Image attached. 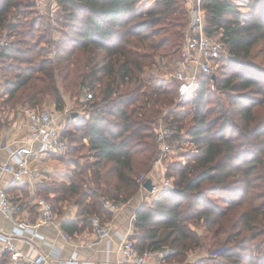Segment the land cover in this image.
I'll return each mask as SVG.
<instances>
[{
  "label": "trees",
  "instance_id": "16d2710c",
  "mask_svg": "<svg viewBox=\"0 0 264 264\" xmlns=\"http://www.w3.org/2000/svg\"><path fill=\"white\" fill-rule=\"evenodd\" d=\"M55 2L66 31L53 41L50 57L38 46L43 39L35 32L37 18H29L36 10L34 0H0V31L16 35L0 45V72L3 61L24 64L12 69V78L1 81L5 101L28 88L23 102L33 106L53 95L56 110L62 111L65 103L57 77L70 96H78L76 104L83 89L92 95L79 104L82 115L61 129L66 151L50 154L67 171L35 184L36 193L48 199L56 215L62 214L65 203L75 206L74 219L62 227L69 234L91 229L92 217H112L105 201L123 203L139 191V172L149 173L159 158L155 124L161 118L174 130L172 139H181L183 131L197 151L185 162L175 160L162 167L163 177L172 179L173 186L159 190L137 209L130 235L137 248L166 247L164 263H183L202 246V238L190 227L195 222L212 231L213 245L225 246L217 264H264V250L252 248L264 235V202L255 205L251 198L256 195H248L253 187L249 176L263 168L264 156V70L250 61L253 49L264 42V0L250 2L248 14L230 0H200L203 30L224 41L227 56L220 64L221 75L200 77L192 110L182 104L175 107L174 78L163 83L152 72L159 54L170 55L168 66L181 60L189 26L187 1ZM209 82L224 93L227 104L214 101V106H206L211 99ZM186 115L190 119L184 122ZM258 174L264 184V171ZM237 184L242 186L234 192L231 186ZM223 191L242 198L222 208L209 195ZM238 207V213L231 212ZM220 233L225 235L222 242ZM6 260L0 257V264Z\"/></svg>",
  "mask_w": 264,
  "mask_h": 264
},
{
  "label": "built area",
  "instance_id": "2783aa9c",
  "mask_svg": "<svg viewBox=\"0 0 264 264\" xmlns=\"http://www.w3.org/2000/svg\"><path fill=\"white\" fill-rule=\"evenodd\" d=\"M36 3L37 0H34ZM39 5V3H37ZM191 20L186 31L184 42L180 48V65L171 76L178 83L176 89L177 107L179 102L189 100L197 90L200 77L202 75L215 74L218 64L227 56L226 45L223 40L215 39L206 35L203 30L204 11L201 8L200 0H195L188 7ZM3 43L2 41L0 42ZM220 61V62H219ZM0 74V85H1ZM3 91V90H2ZM92 95L87 89H83L79 98V104L91 98ZM78 104V105H79ZM80 106V105H79ZM67 108L57 111L55 108H28L26 118L28 121L29 138L23 143L13 146H6L8 159L0 164V174H10L15 181L37 180L39 174L34 167L48 154L63 153L67 149V141L61 135L62 116L67 114ZM156 141L159 145V158L155 160V165L170 152V141L174 130L170 128L161 118L155 124ZM151 171H149L150 173ZM148 173L142 174L138 178L139 191L145 188L143 183L148 178ZM172 179L163 177L160 186L155 184L149 193L156 194L159 190L172 188ZM146 190V189H145ZM39 205L38 218L31 222L27 216L16 218L21 207L10 199L5 190L0 189V212L15 218L12 230L8 232L0 231V238L3 240L0 245V257H6L12 264H54L51 256L43 252H23L17 248L12 239L14 236L22 237L40 235L36 228L49 225L55 218V213L48 199L39 195L36 197ZM121 202L105 201L104 206L111 211L121 206ZM17 219V220H16ZM136 213L130 216V221L134 222ZM91 232L97 238H107L110 232L108 221H101L98 217L90 220ZM25 236V237H27ZM121 255V261L130 264H150L156 260L158 264L163 262L169 253L166 247L156 250H139L136 242L128 234L120 235V242L117 248ZM70 262H73L71 260ZM181 264V263H180ZM182 264H194L191 261Z\"/></svg>",
  "mask_w": 264,
  "mask_h": 264
},
{
  "label": "rangeland",
  "instance_id": "374dc122",
  "mask_svg": "<svg viewBox=\"0 0 264 264\" xmlns=\"http://www.w3.org/2000/svg\"><path fill=\"white\" fill-rule=\"evenodd\" d=\"M37 1H38L37 3H42V7H38L37 5H34L36 10L32 11V13L29 14V18H37V20H36L37 23L35 26V28H36L35 32H36V35H38V36L40 34L41 38L43 39V42H41L38 45L39 48H42L41 52L43 54H45V56L47 55V56L52 57V53H50L49 51H51V52L54 51L53 49L55 47V44H53V41L57 40L58 38H61L63 36V32L66 31L65 30L66 28L63 25L61 18L59 19L60 15L57 13L58 8H56V10H55V5H56L55 0H37ZM185 1H187V0H185ZM230 1L235 5V7L240 12H242V14H248V12L250 10L249 3L250 2H258L259 0H230ZM48 7L51 8L52 11L46 12ZM190 20H191V15L189 14V23H190ZM214 35H216V34H214ZM13 37L16 38L15 33L12 34V36H9V35H6L4 30L0 31V42L1 41L3 42L2 44L0 43V45L7 44L8 41H11ZM41 38H39V39L41 40ZM39 39H37V42ZM24 47H25V45L23 46V48ZM159 55L160 56L155 57L156 64L152 68L153 70L152 69H150V70H152V72H154L155 75H160L163 83L171 81L172 80L171 73L175 69H177L178 66L180 65L179 59L177 61H175L174 64H171L170 66H168V60L170 58V55H166V56L163 54H159ZM250 61L253 64H256L257 66H259L260 68H262L264 70V42H262L260 45L256 46L253 49L252 57L250 58ZM220 64L221 63L218 64L219 67L216 71V74H217V75L215 74L216 76H218L219 73L221 72L220 71L221 70ZM19 65H21V64L19 63V61H16V60H11V61L7 60V61L1 62V66H2V70L0 72V74L2 73L1 79L5 82V77L8 79L12 78V76H13V74L11 73L12 69H16V67H18ZM21 66H24V64ZM3 74H4V76H3ZM220 75H221V73H220ZM55 76H58V75H55ZM56 80H57L56 85L59 88L58 89L59 95L61 97V100L64 101V103H65L64 107L67 108V110H68L67 114L64 115L66 117L65 120L67 122V121L73 119V118L69 119V117L71 116L72 113H76V111L77 112L79 111V114H82V107L79 106L78 104H76V100H77L76 98L78 96L77 97L76 96L75 97L70 96L68 91H66L63 88V86L61 84L60 77H57ZM69 83H70V81H69ZM208 86H209L208 90L211 93V99L206 102V106H208V107L214 106V101H218L222 105L227 104L226 96L224 95L223 92H221L220 90L219 91L216 90V88L212 85L211 82H209ZM2 90H3V87L1 84L0 85V118H1L0 132H1V130H4V129H5V131H7V128H11L14 125V123L19 125V122H20L22 124L21 126H23V123H24L25 118H26V110L28 108H44V107H47V108H55V110H56V103L53 100V95H45L43 97V99L41 100V102L31 106V105L23 102V99L28 97L26 95V93L29 92L28 88H26L24 91H23V89L18 91L16 93L15 97L10 98L9 101L4 100L5 95H4V92H2ZM194 93L195 94H193L192 97L189 98V101L187 103L185 101H181L178 104H182L183 105L182 108H185L186 110L187 109L192 110L194 108V105H195L193 98L196 95V91ZM214 114H215V111L211 112L209 116L212 117ZM189 119H190V115H186L185 118L183 119V121L185 122L186 120H189ZM236 119H237V117H236ZM182 132L183 131H180V133L182 134L181 139H179V140L171 139V141H170V152H168V154L165 157H163V159L158 163L161 167H165V164H167L168 162L175 161V160L180 161V162H185L186 160H188L190 154L197 151V146L190 139L185 138L183 136ZM262 161H263V168H258L257 170H255L254 173H252L251 176H249V178L251 180H253V187L249 189L248 195L249 196L254 195V194L256 195L255 198L254 197L251 198V202H253V204H255V205H260L264 202V184H261L262 183L261 175L258 174V173H260V171H264V156L262 157ZM42 162H40L39 164H37L35 166L38 170L42 169V168L44 169L45 166H49L55 171H58L59 169L64 168V164H62V162H60V160L59 161L44 160ZM154 167H155V162L153 163V168H152L151 172L147 174L148 177H151L150 175H152ZM146 173H147L146 171H141V172H139L138 177H140L142 174H146ZM239 175H237V176H239ZM155 181L160 182V183H156L158 186H160L162 180L161 181L155 180ZM24 185H29V184L27 182H24ZM238 186L240 187V186H242V184H237L236 186H234V185L231 186L232 188H234L233 189L234 192H235V190L238 189ZM260 186H262V187H260ZM232 193H230L229 191H223V192H220L218 194H210L209 198L211 199V201L215 202L220 207L226 208L228 202H230V201L236 202L238 200H241V198H242V197L237 196V195L232 194ZM238 211H239V207L234 208L231 212H237L238 213ZM190 227L197 234H199V236L202 238V246L191 251L188 254L187 258L183 262L191 261L194 263V261L196 262L199 260H200V262H207L208 264H217L216 262H220L221 259L218 255L223 251L225 246L224 245H216V244L213 245L211 242L212 231H210V232L205 231L200 226V224H196L195 222H191ZM214 229H215V227H212V230H214ZM219 237L222 238L220 242L224 241V237H225L224 233H220ZM220 242H218V243H220ZM231 244L232 243L228 244V246H230ZM253 244H254V247H253ZM257 247H258V252L264 250V235H259L255 239V241L252 243V248H253L254 252H256Z\"/></svg>",
  "mask_w": 264,
  "mask_h": 264
},
{
  "label": "crops",
  "instance_id": "0c3cea01",
  "mask_svg": "<svg viewBox=\"0 0 264 264\" xmlns=\"http://www.w3.org/2000/svg\"><path fill=\"white\" fill-rule=\"evenodd\" d=\"M187 1L186 5L188 7L191 2H195V0ZM34 4L38 7H42V3H39L38 5L34 2ZM74 114H76V116L82 115L79 114V111H76ZM76 116H70L69 119H75ZM62 117L61 125L63 127L66 123V117ZM21 125L20 122L19 125L14 123L11 128H7V131H5V129L1 130L0 164L8 159L6 146L23 143L29 138L27 118H25L23 126ZM44 160L56 159L50 157V154H48L41 161L36 163V165ZM67 168L66 165L63 169H59L58 171L53 170L49 166H45L44 169L42 168L39 170L36 168L39 174L37 180H34L33 182L27 180L19 182L15 181L10 174H0V189L5 190L12 201L22 203L21 209L18 215H16V218L19 219V217L27 216L29 221H36L39 208V205L36 202V197L39 196V194L36 193L35 184L45 183L49 179H52V177H61L62 173L67 171ZM150 176L154 184L160 183L155 180L161 181L163 179V168L157 163ZM24 182H27L29 185H24ZM25 192H28V194ZM153 195L154 194L149 193L145 189L142 192L138 191L134 196L123 202L119 208L114 210L112 217L108 220L110 232L107 238H97L91 232L90 228L74 231V233L69 234L68 231L62 227V223L66 220L74 219L75 206L70 203H65L61 215L55 214L54 220L49 225L36 228L37 233L40 235L31 237L27 236V234L22 237L14 236L12 241L15 246L23 250V252L31 251L32 253H35L40 251L49 254L54 261V264H121V255L117 251L120 242V235H131L133 231V222L130 221V216L133 213H136L142 202L148 200ZM14 224V217L12 218L0 212L1 232L12 230ZM2 242L3 240L0 238V245H2ZM71 260H73V262H70ZM5 264L12 263L7 259ZM122 264L130 263L123 262ZM150 264L158 263L156 260H153Z\"/></svg>",
  "mask_w": 264,
  "mask_h": 264
},
{
  "label": "water",
  "instance_id": "95a60500",
  "mask_svg": "<svg viewBox=\"0 0 264 264\" xmlns=\"http://www.w3.org/2000/svg\"><path fill=\"white\" fill-rule=\"evenodd\" d=\"M211 78H214V74L211 75ZM71 116L74 117V116H76V114L72 113ZM154 186H155V184L152 182V178L151 177L146 178V180L143 183V187L147 191H152Z\"/></svg>",
  "mask_w": 264,
  "mask_h": 264
}]
</instances>
